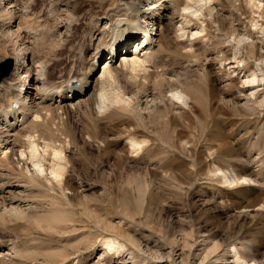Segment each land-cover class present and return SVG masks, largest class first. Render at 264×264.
I'll list each match as a JSON object with an SVG mask.
<instances>
[{"label":"rangeland","instance_id":"374dc122","mask_svg":"<svg viewBox=\"0 0 264 264\" xmlns=\"http://www.w3.org/2000/svg\"><path fill=\"white\" fill-rule=\"evenodd\" d=\"M68 1L74 0H30L33 4L30 3L28 17L22 18L23 28L33 32V40H30L33 43H27L31 55L50 64L48 74L51 78H56L58 71L63 69L74 67L79 71L81 67L85 68L83 65L88 59L81 55L89 41L86 31H89L91 21L77 25L76 16L73 19L65 10L64 4ZM81 1L84 11L80 13L84 14L88 10L104 11L118 0ZM179 1L182 4L185 0ZM216 6L214 23L208 22L207 30L198 36L194 52L184 51L187 36L183 37L184 41L180 40L183 38L177 40L172 27H166L169 52H159L162 66L150 69L149 80L142 78L137 83L120 73L123 90L137 94L138 98L129 113L95 117L89 109H84L85 106L77 105V108H68V115L53 111L49 121L45 120L46 124L32 125L31 135L36 136L38 144L41 138L42 141L50 138L48 142L57 148L61 146L66 158L62 161L66 164H63V188L44 177L34 178L36 182L33 183L26 175L23 179L24 162L18 154L16 160L12 157L8 163L11 167L6 166L8 172L6 169L2 171L4 179L26 185L27 188H20L24 191L17 199L28 208L23 216L3 213L0 199V246L10 247L13 253L4 255L0 264H57L62 259L59 253L65 252L70 256L64 264H109L110 257L103 256L107 260L98 261L106 248L101 239L103 235L117 234V228L127 236L122 238L134 239L131 242L138 251L132 255V250H123L124 253L106 251L112 258L129 259L127 264H238L232 248L234 244L239 247L242 258L245 257L243 259L264 264V80L259 82L260 85L247 83L244 72L233 67L236 60L244 58L245 69L253 70L257 69L256 63L264 60V5L259 11L262 16L249 8L244 0H220ZM3 17L11 20L9 14H0V18ZM63 30L67 33L71 30L66 41L64 37L58 39ZM2 33L5 32H0V63L15 55L24 41L17 33ZM241 34L249 39L241 44L244 47L240 55L239 52L236 55ZM250 41L259 46H248ZM244 51H248V55ZM193 85L201 93V102L192 103L199 112L190 117L191 121L189 118H172L175 105L169 100V89L190 90ZM253 85H257L254 91L251 89ZM150 94L155 96V101L149 103L146 97ZM202 106L209 110L213 108L212 111L218 109L213 112L214 119H208L209 110ZM176 109L183 111L182 107ZM81 111L85 113L80 114ZM203 111L207 113L200 115ZM175 123L182 125L175 126L182 132L187 128L183 133L178 130L177 138L191 140V147L189 145V150L182 151L184 158L179 157L182 159L178 160L179 165L174 161L159 167L158 160L155 161L158 152L154 154L150 150L161 142V137L165 143L171 144L174 126L170 125ZM190 126L197 128L191 137L188 136ZM132 136L137 139L147 137L152 145L135 153L122 152L120 156L112 152L123 151L124 143ZM54 137H58L55 140L59 142ZM21 142V148L27 150L26 139ZM167 156V159L171 158L170 154ZM52 157L53 153L49 151L48 163ZM216 167L252 181L246 185H225ZM57 216H64L69 223L65 226L56 223L55 227V223L49 221H54ZM113 224L116 229L110 227ZM88 247L91 248L89 251ZM177 250L182 252L183 260L176 258ZM50 252L54 256L48 255Z\"/></svg>","mask_w":264,"mask_h":264},{"label":"bare ground","instance_id":"6f19581e","mask_svg":"<svg viewBox=\"0 0 264 264\" xmlns=\"http://www.w3.org/2000/svg\"><path fill=\"white\" fill-rule=\"evenodd\" d=\"M217 1H220V0H185L184 3L181 4L179 0H118L117 3L109 5L108 8L105 9L104 11L88 10L84 14L80 13L81 11H84V4L81 0L68 1L64 4V7H66L65 10H67L71 14L72 18L76 16L77 25L81 23L84 24L87 22V20L91 21L90 29L89 31H86V34H89L87 35L89 36V41L87 43V46L84 48L85 54L82 52V55H81V57L85 56L88 59H85V58L81 59L82 61L85 59L86 64L83 65L85 66V68L80 66L81 69L77 71L73 69L74 68L72 66L73 64H71V67L73 68L63 69L61 71H58L56 78H51L49 76L50 73L48 74V70H49L48 65L50 64H45L44 62L46 61H42L43 58L39 60L33 56L34 54L31 55L30 45L27 44L30 42V40H33L32 38L33 35L31 34L33 32H31V29L28 30V28L27 29L23 28L24 24L22 22V18L28 17V13L30 11L29 7L32 6V5L30 6V3L32 2H30V0H0V4H1L0 14L2 15L9 14L11 16V20L9 19L8 21L4 20V17L0 18V32H5L6 35L7 34L14 35L17 33L20 35L22 39H24L21 46L16 49L17 52H15V55L10 57L14 63V69H13L14 71H12L9 77L5 78L2 82H0V97H3V100L0 101V199H1L2 206H3V209H2L3 213L7 212L10 214H18V215L23 216V214H25L26 212L25 209L28 208L26 205L21 204V202H19V199H17L18 195L21 196V193L24 191V190H21L20 188L25 187L26 185L20 182L17 184L12 183L8 180L9 178L4 179L5 174L4 172H2L3 170L5 171V169L7 170L6 166L12 160V157L15 158L17 154L19 155L20 159L23 160L24 165H25L24 174H21L22 172L19 173V175L20 174L22 175L23 179L26 175L27 178L32 179L31 181L33 183V181L36 182V179L34 178L44 177L47 181L48 180L55 181L56 183H58V185H60V187L64 181L63 180L64 172H65L64 165L66 164H64L65 162L62 163V161L66 160V158H64L63 156L61 146L60 148H57V145L55 146L54 143L48 142L50 141L49 140L50 138L47 141L45 140L42 141V138H41V143L39 144L43 145L44 143V145L39 146L38 142H36L37 140L35 139L36 136L33 137L34 135H31L30 130H31L32 125L44 123L45 120L49 121L50 115L53 116V114H51V112L53 111L68 115V112H70L68 111V108L73 109V107L75 106L77 108L79 105L85 106V108L84 107L83 108L85 110L89 109L91 111V115L95 117H98L102 114H118V113L127 114L129 113V111L131 110V107L133 106L135 99H138V98L136 96L137 94H130L128 91L123 90L120 84L121 81H119V75H121L120 73H124L127 77H129V80H134L137 83H139L142 78L144 79V81H148L149 76H150V69L153 67L158 68L162 66L161 65L162 58L159 52L161 53L169 52V47L166 44L167 36L165 35L166 29L169 27H172L174 33L176 34V37H175L176 39L187 36L186 37L187 39L185 41H184V38L180 39L181 41L183 40L185 43L184 45L185 53L194 52L195 45H196L195 42L198 36L202 35L207 30L208 22L212 24L214 23L213 15L217 7L216 6ZM244 2L249 8H251L252 10H255L254 12H258V13L259 11H261L262 9L261 7L264 5L263 0H244ZM259 16H262V12L259 13ZM73 19L70 21H73ZM196 20L201 21V23L198 24ZM63 31L62 33L60 32L61 37L58 36L59 37L58 39H62V37H64L63 39L66 41L71 35V32H70L71 30L69 31L70 35L68 34L69 32L67 33L68 29L67 31L66 30H63ZM34 32L36 35L37 32L36 31ZM35 35L34 37L36 38L37 36ZM246 38L249 39V37L245 36L244 34L243 35L241 34V36L238 38L237 40L238 46H237V51L235 53L236 55H237V52H239V55L242 52L241 48L244 46H241V44L244 43ZM44 39H46V37ZM123 41H130L132 48L130 49L128 47L121 45ZM255 44L257 43H255L254 41H252V43L250 41V44L247 43L248 46H251V47L253 46V48H256L257 46H259V45L255 46ZM110 54L111 56H109ZM245 54L248 55V51H246ZM245 54L244 56H246ZM236 55H235V59H237ZM236 61H237V64L233 65V67L235 69H240L242 73L244 72L243 76H246V79L248 78L246 82L253 83V84L257 82L258 85H260L259 82L264 80V60H261L259 63H256L258 65L256 66L257 69H253V70L245 69L246 67L244 66H246V61L244 58H242L241 60H236ZM259 73H261L262 76L261 74L259 75ZM256 86L257 85H253V87L251 88L252 91L256 89L255 88ZM180 88L174 87L172 89H169L170 91L169 100H171L172 103L175 105V108L172 113L173 114L172 118H182V119L189 118L190 119L192 115H195L196 112H199V110L195 111L196 107L194 108L193 104L194 103L196 104V102H201V97H200L201 93L199 94L198 92L199 89H197L198 87L195 85H193V87H191L190 90L180 89ZM253 94H256V93H252L251 95ZM146 101H149V103L154 102L155 96L153 94L147 95ZM220 105L218 104V106ZM207 106L210 107V104ZM207 106H202V107L207 108ZM180 107H182L183 111L181 110L178 111L176 109ZM79 110H76V111H78L79 113ZM212 110L213 108L210 109L209 114H207L209 115L208 119H212V118L214 119V113L215 111H218V109H215L214 111ZM222 110L220 109L221 113H223ZM84 113H82L81 111L80 114H84ZM204 113H207V112L203 111L202 114L200 115H203ZM86 114L88 115V113ZM202 118L203 117H201L200 119ZM44 124H46V122ZM188 124H190V122H188ZM177 125H179L180 127L182 126L181 124H177V123L170 125V127L174 126L172 129L174 135H173V140L171 144L168 145L167 143H165L161 137V140H160L161 142L153 146L150 150L154 154L158 152V156H155L156 158L155 161L158 160L159 167H161L160 165H166L174 161H176L177 164L180 163V161L178 160L180 159L179 157H182L181 156L182 151H184L185 149H188L189 145L191 144V140L189 139L177 138L178 130H180V128L177 129V127H175ZM45 129H43L42 131H44ZM186 129L185 130L182 129L184 130L183 132H185ZM196 129H197L196 126H190L189 128L190 134H188V136L193 134L196 131ZM211 130L212 129H210V131ZM34 133H35V130H34ZM48 133H50V135L53 136V134H51L50 131ZM52 133L54 132L52 131ZM32 134H33V131H32ZM41 134L43 135L44 133H41ZM40 136H39V139H40ZM24 138L26 139L28 143V145L26 144L28 146L26 148L27 150H25L24 148L22 149L21 148L22 146L20 145V142ZM55 138H58V137H54V140ZM55 141H58V140H55ZM21 143L24 144L26 142L24 143L21 142ZM150 144H151V139L147 137L137 139L135 136H132V137H129L124 143L123 148L125 149H123V151L119 150L117 152L115 151H112V152L116 154L117 156H120V154L122 155V152L123 153L127 152L125 154H128L129 151L130 152L132 151L135 153L136 151L137 152L141 151L143 148H145L146 146H149ZM102 145H104V143H102ZM49 151L53 153V157H52V160L49 161L48 163L47 153ZM187 152H190V151H187ZM169 154L171 158L167 159L168 158L167 155ZM163 155L166 158H162L161 156ZM16 162L17 161H15L14 163ZM171 165L172 164H169L168 166H171ZM9 167H11V165ZM162 167H165V166H162ZM173 167H175L174 164H173ZM176 167L179 168V166H176ZM19 168L20 167H18V169ZM216 168H219V167H216ZM221 169L219 168V173L221 174V177L225 185L226 183L232 186L240 185V184L246 185V183L249 184L252 181L251 179L247 177H243V176L237 177V175L229 174L225 170L223 169L221 170ZM66 170L68 172V169ZM18 177L19 176L17 175V178ZM20 179L21 178H19V180ZM64 183H66V181ZM62 192H63V189H62ZM63 195L65 196L64 193ZM255 206H257V204H255ZM261 206L262 205L258 207H261ZM244 208H246V206ZM54 219H55L54 221H49V222H51V224L55 223V227H57L56 223L62 226H65L69 223L67 222L64 216H57ZM110 227L115 228V225L114 224L110 225ZM117 230H118L117 232L118 235L113 234V236H108V235L102 236L101 244L104 245L106 248L104 247L105 248L104 253L98 257L100 259V260L98 259L99 263L100 261L103 260V258L110 257L111 260L112 259L114 260V258H116L117 260L116 259L114 261L110 260L109 264H127L129 262V259L128 260L123 259V258H120V256L119 258L114 257V256L112 258L111 254L110 256H108V253H107L108 250L112 252L116 251L117 253H120L123 250L124 251L132 250L130 251V255H132L133 252L137 250L136 246L131 242L134 239H131V241L127 240L125 238L127 237L125 235V232L119 230L118 228ZM127 234L128 236H131L129 235V233ZM123 236L125 237L122 238ZM93 246H95V243ZM232 248L235 252L236 262L239 261L240 264H256L253 261L250 262L246 259H243L245 257L242 258L239 252V247L237 245L235 244L232 245ZM90 249L91 248H89L88 251ZM106 249L108 250L106 251ZM194 250L195 249H193V251ZM10 251H11L10 247L8 248L7 246H0V259L2 257L4 258V255L6 257L10 253L13 254ZM178 251L179 250H177L175 256L179 260V259H182L183 254L181 251L179 252ZM211 252L212 251H210V253ZM58 253L59 252H56V254ZM48 255L54 256L51 254V252ZM59 256H62V259H60L61 260L60 262L58 263L56 262V263L64 264L69 260L70 255L65 252L63 254L59 253ZM40 257H43V256H40ZM106 258H105V261L107 260ZM49 260L46 259L45 261H49ZM42 261H39V262H42ZM46 263H49V262H46ZM173 263L174 262H172V264Z\"/></svg>","mask_w":264,"mask_h":264},{"label":"water","instance_id":"95a60500","mask_svg":"<svg viewBox=\"0 0 264 264\" xmlns=\"http://www.w3.org/2000/svg\"><path fill=\"white\" fill-rule=\"evenodd\" d=\"M14 69V63L11 58L5 59L0 63V82L9 77Z\"/></svg>","mask_w":264,"mask_h":264}]
</instances>
